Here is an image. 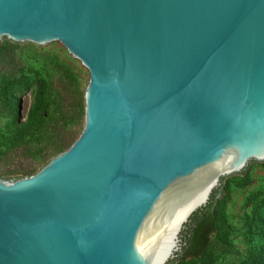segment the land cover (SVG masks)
<instances>
[{"label": "water", "instance_id": "water-1", "mask_svg": "<svg viewBox=\"0 0 264 264\" xmlns=\"http://www.w3.org/2000/svg\"><path fill=\"white\" fill-rule=\"evenodd\" d=\"M3 40L88 79L72 145L0 175V264H168L222 178L264 163V0H0Z\"/></svg>", "mask_w": 264, "mask_h": 264}, {"label": "trees", "instance_id": "trees-1", "mask_svg": "<svg viewBox=\"0 0 264 264\" xmlns=\"http://www.w3.org/2000/svg\"><path fill=\"white\" fill-rule=\"evenodd\" d=\"M32 85L36 86L34 103L26 120L0 128V153H19L33 161L14 173L16 180L38 173L52 158L67 150L80 134L77 135V126L83 112L81 107L70 110L64 96L48 79L35 73L32 80L25 73L12 44L0 46V119L4 114L18 118L20 100L15 95ZM38 162L40 167H36ZM225 179L222 178L221 186L213 192L207 206L191 216L182 231L181 249L168 264H217L218 252L234 251L226 214L230 189ZM262 235L258 252L242 264H264V225Z\"/></svg>", "mask_w": 264, "mask_h": 264}, {"label": "rangeland", "instance_id": "rangeland-1", "mask_svg": "<svg viewBox=\"0 0 264 264\" xmlns=\"http://www.w3.org/2000/svg\"><path fill=\"white\" fill-rule=\"evenodd\" d=\"M13 45L18 63L30 74L35 73L48 79L64 96L70 110L77 106L83 111L77 126V135L84 128L83 91L88 75L86 68L56 43L45 45L3 40L0 46ZM36 86L27 91H18L21 112L18 118L5 115L0 119V128L4 129L16 121H25L34 103ZM33 161L19 153H0V175L13 177L15 172L28 167ZM40 167V162L36 164ZM247 181L245 185L242 183ZM230 189L226 214L231 226L230 239L234 247L231 253L218 252L217 264H242L249 256L256 254L263 237L264 225V163L253 162L244 173L230 176L226 180Z\"/></svg>", "mask_w": 264, "mask_h": 264}]
</instances>
